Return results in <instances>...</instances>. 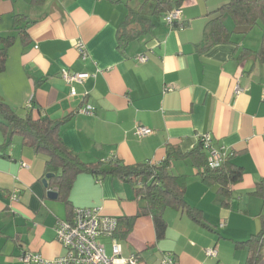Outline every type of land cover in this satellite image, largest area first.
I'll use <instances>...</instances> for the list:
<instances>
[{"label":"crops","instance_id":"crops-1","mask_svg":"<svg viewBox=\"0 0 264 264\" xmlns=\"http://www.w3.org/2000/svg\"><path fill=\"white\" fill-rule=\"evenodd\" d=\"M145 1L0 0V37H16L0 73V99L21 116L35 104L44 115L63 120L64 141L87 163L117 158L156 164L169 148L191 151L210 133L244 170L228 204L217 186L202 181L190 160L177 159L172 169L187 176L186 199L202 210L204 224L168 209L163 239H157L149 215L137 218L126 238L116 237L122 255L137 253L140 264H159L168 252L179 264H248L252 251L239 243L264 228V200L253 193L264 181V61L257 56L262 29L237 27L225 16L234 42L202 51L213 11L230 0H184L185 26L176 27L154 15L149 4L141 8ZM131 10L151 17L155 27L121 45L118 29ZM16 15L24 18L25 41L14 28ZM79 40L87 59L77 49ZM244 48L253 52L241 56ZM141 54L148 60L139 61ZM64 71L84 74L83 81L68 83ZM88 105L93 114L80 111ZM0 120L5 121L2 115ZM137 126L153 132L139 136ZM7 135L0 129V264H40L22 262L27 251L40 253L45 264H62L57 259L66 250L56 226L75 208L98 207L120 219L135 215L143 204L131 183L90 172L77 176L70 204L50 198L51 188L43 182L46 155L17 134L3 148ZM105 238L111 240L112 254V238ZM208 249H216V255ZM262 250L257 264H264V245Z\"/></svg>","mask_w":264,"mask_h":264},{"label":"trees","instance_id":"trees-1","mask_svg":"<svg viewBox=\"0 0 264 264\" xmlns=\"http://www.w3.org/2000/svg\"><path fill=\"white\" fill-rule=\"evenodd\" d=\"M183 1L146 0L141 8L149 4L154 15L164 18L174 8H180ZM213 13L215 16L207 22L204 29V38L200 46L202 51L217 44L234 42V32L227 27L224 20L225 16H229L237 27L252 29L259 26L262 29V43L257 56L264 61V0H230ZM23 20V17L16 15L14 28L19 30L25 41L27 35L20 29ZM182 25L185 26L184 23ZM154 27L155 22L151 17L145 16L141 10H131L118 29L120 44L126 45L150 33ZM15 40V36L0 37L2 43L0 73L6 69L9 49ZM252 52V49L244 48L241 56ZM0 115L5 119V121L0 120V129L9 134L3 148L11 143V136L17 134L22 137L25 145L34 148L37 153L46 155L45 177L49 175L48 187L56 190L58 198L67 204H70V193L76 178L83 172H90L98 178L111 174L133 185L143 204L139 206L135 215L119 219L115 233L118 238H126L137 218L149 215L153 219L157 239H163L168 228L165 217L168 209L185 212L193 220L204 224L202 210L192 206L186 199L187 176L173 171L174 160H190L206 185L218 187V192L225 199V205L228 204L226 200L232 197V186L244 176L243 168L232 161V152L219 167L210 166L209 152L204 148L201 140L199 146L188 152L169 148L167 156L156 164L151 162L127 164L117 158L87 163L64 141L61 133L63 120L44 115L42 109L35 104H32L26 115L21 116L7 102L0 99ZM253 193L264 200V181L257 183ZM246 245L252 251L248 264H257L263 255L264 228L250 240L239 243V246Z\"/></svg>","mask_w":264,"mask_h":264},{"label":"built area","instance_id":"built-area-1","mask_svg":"<svg viewBox=\"0 0 264 264\" xmlns=\"http://www.w3.org/2000/svg\"><path fill=\"white\" fill-rule=\"evenodd\" d=\"M164 20L171 26H182V9L174 8L164 17ZM77 49L83 59H87L89 54L85 43L82 40L77 42ZM141 62L148 60L147 54L137 57ZM63 77L68 83L82 82L84 74L70 73L64 71ZM241 87L237 85L236 92L239 93ZM76 90L72 88L71 95H75ZM87 114L94 113V107L88 105L80 109ZM152 129L145 126H137L136 134L145 136L151 134ZM204 148L209 152V164L212 167H219L231 154L226 146H216L210 133H205L200 137ZM119 226V218L111 215H104L98 207H78L75 208L73 216L69 220H60L56 226L57 239L65 247L64 256L57 259L62 264H140V257L131 254L128 257L122 255L121 244L115 236ZM101 237L112 238V254H108L106 244L100 241ZM209 255H216V249H208ZM25 263L45 264L46 261L38 252H23L20 257ZM159 264H179L177 257L171 253H165Z\"/></svg>","mask_w":264,"mask_h":264},{"label":"water","instance_id":"water-1","mask_svg":"<svg viewBox=\"0 0 264 264\" xmlns=\"http://www.w3.org/2000/svg\"><path fill=\"white\" fill-rule=\"evenodd\" d=\"M48 178H49V175H47L44 179H43V182L45 183L46 186H48ZM48 195L50 198L52 199H56L58 197V192L54 189H50L49 192H48Z\"/></svg>","mask_w":264,"mask_h":264},{"label":"rangeland","instance_id":"rangeland-1","mask_svg":"<svg viewBox=\"0 0 264 264\" xmlns=\"http://www.w3.org/2000/svg\"><path fill=\"white\" fill-rule=\"evenodd\" d=\"M255 29H259V27H256ZM100 240L106 244L108 254H111V240L105 237H101Z\"/></svg>","mask_w":264,"mask_h":264}]
</instances>
